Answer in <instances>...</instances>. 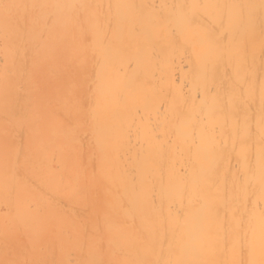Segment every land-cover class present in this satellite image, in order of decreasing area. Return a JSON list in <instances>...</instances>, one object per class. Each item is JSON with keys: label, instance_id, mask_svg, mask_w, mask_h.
I'll return each instance as SVG.
<instances>
[{"label": "bare ground", "instance_id": "bare-ground-1", "mask_svg": "<svg viewBox=\"0 0 264 264\" xmlns=\"http://www.w3.org/2000/svg\"><path fill=\"white\" fill-rule=\"evenodd\" d=\"M262 118L264 0H0V264H264Z\"/></svg>", "mask_w": 264, "mask_h": 264}, {"label": "rangeland", "instance_id": "rangeland-1", "mask_svg": "<svg viewBox=\"0 0 264 264\" xmlns=\"http://www.w3.org/2000/svg\"><path fill=\"white\" fill-rule=\"evenodd\" d=\"M28 221H30V220H28ZM25 225L27 227V231L25 233L17 234V236H20L21 239H25V238L29 237V235L34 231L33 228L31 227V223L30 222H25ZM0 250H2V249H0ZM1 261H3V257H1ZM27 264H40V263L39 262H28Z\"/></svg>", "mask_w": 264, "mask_h": 264}, {"label": "snow or ice", "instance_id": "snow-or-ice-1", "mask_svg": "<svg viewBox=\"0 0 264 264\" xmlns=\"http://www.w3.org/2000/svg\"><path fill=\"white\" fill-rule=\"evenodd\" d=\"M262 134H264V118H262Z\"/></svg>", "mask_w": 264, "mask_h": 264}]
</instances>
